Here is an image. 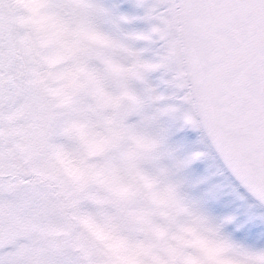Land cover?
I'll return each instance as SVG.
<instances>
[{"label": "snow or ice", "instance_id": "snow-or-ice-1", "mask_svg": "<svg viewBox=\"0 0 264 264\" xmlns=\"http://www.w3.org/2000/svg\"><path fill=\"white\" fill-rule=\"evenodd\" d=\"M132 2L0 0V264H264L185 176L264 207V0Z\"/></svg>", "mask_w": 264, "mask_h": 264}, {"label": "rangeland", "instance_id": "rangeland-1", "mask_svg": "<svg viewBox=\"0 0 264 264\" xmlns=\"http://www.w3.org/2000/svg\"><path fill=\"white\" fill-rule=\"evenodd\" d=\"M100 2L110 7L116 6L117 12L128 14L138 13V10L133 7L132 0H100ZM122 28L126 32L147 30L148 24L143 21H135L122 25ZM134 46L137 48L151 47L143 41L134 42ZM145 55L150 56L151 52H147ZM159 76L160 73H153L150 75V79L153 83H157ZM189 136L190 133L187 134V138H184L180 134L174 132L171 140L173 143L183 141L187 143L190 148L197 147L191 144L193 136ZM209 165L210 161H205V171L197 169L195 164L185 171V176L189 184L195 185V187H190L189 191L194 196L199 197L212 185H222L220 189L215 191V194L211 198L206 199L204 206L207 212L218 221L223 220V218L227 216L233 217L232 222L225 224L223 230L238 242L246 244H264V239L260 238L261 233L264 232V223L259 220L260 214H264V209L254 205V202H251L248 196L242 191L235 189L234 184L231 188L232 182L227 176H212L211 172L213 169L210 168ZM204 177H208L207 182L198 184L197 182Z\"/></svg>", "mask_w": 264, "mask_h": 264}, {"label": "flooded vegetation", "instance_id": "flooded-vegetation-1", "mask_svg": "<svg viewBox=\"0 0 264 264\" xmlns=\"http://www.w3.org/2000/svg\"><path fill=\"white\" fill-rule=\"evenodd\" d=\"M190 136L192 137V136H194V134L193 133H190ZM189 136V137H190ZM192 147V146H191ZM210 164H211V161H210ZM195 166H196V168L197 169H202V170H204L205 171V162H203V164H202V162H197V163H195ZM200 167V168H199ZM211 168V167H210ZM232 186H233V184H231V188H232ZM235 186V185H234ZM235 189L236 190H240V191H242L246 196H248L249 198H250V200H251V202H254L253 200H252V198L244 191V190H242L240 187H237V186H235ZM233 190V189H232ZM254 204V203H253ZM255 205V204H254ZM260 207V206H259ZM263 209H264V207H262Z\"/></svg>", "mask_w": 264, "mask_h": 264}, {"label": "water", "instance_id": "water-1", "mask_svg": "<svg viewBox=\"0 0 264 264\" xmlns=\"http://www.w3.org/2000/svg\"><path fill=\"white\" fill-rule=\"evenodd\" d=\"M242 190H244L243 188H241ZM245 191V190H244ZM251 197V196H250Z\"/></svg>", "mask_w": 264, "mask_h": 264}]
</instances>
